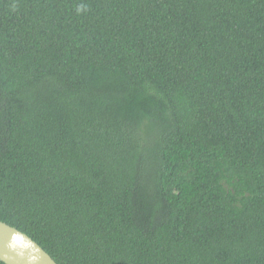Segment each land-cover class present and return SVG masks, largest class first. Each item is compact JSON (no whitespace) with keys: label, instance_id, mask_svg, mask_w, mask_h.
Returning <instances> with one entry per match:
<instances>
[{"label":"trees","instance_id":"16d2710c","mask_svg":"<svg viewBox=\"0 0 264 264\" xmlns=\"http://www.w3.org/2000/svg\"><path fill=\"white\" fill-rule=\"evenodd\" d=\"M0 221L56 264H264V0H0Z\"/></svg>","mask_w":264,"mask_h":264},{"label":"water","instance_id":"95a60500","mask_svg":"<svg viewBox=\"0 0 264 264\" xmlns=\"http://www.w3.org/2000/svg\"><path fill=\"white\" fill-rule=\"evenodd\" d=\"M0 261L4 264H56L31 238L1 221Z\"/></svg>","mask_w":264,"mask_h":264}]
</instances>
